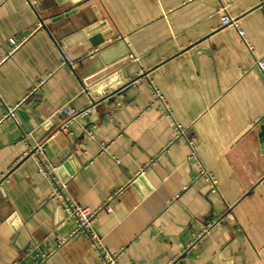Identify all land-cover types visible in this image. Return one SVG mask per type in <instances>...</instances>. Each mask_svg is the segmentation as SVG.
Here are the masks:
<instances>
[{
	"label": "crops",
	"instance_id": "1",
	"mask_svg": "<svg viewBox=\"0 0 264 264\" xmlns=\"http://www.w3.org/2000/svg\"><path fill=\"white\" fill-rule=\"evenodd\" d=\"M31 1L0 0V120L18 106L0 122V264H102L67 246L43 162L68 202L110 203L94 229L117 264H264V0ZM63 106L82 115L63 126Z\"/></svg>",
	"mask_w": 264,
	"mask_h": 264
},
{
	"label": "built area",
	"instance_id": "2",
	"mask_svg": "<svg viewBox=\"0 0 264 264\" xmlns=\"http://www.w3.org/2000/svg\"><path fill=\"white\" fill-rule=\"evenodd\" d=\"M31 4L32 1L29 0ZM222 15L220 18L221 25L224 27H231L236 30L237 34L239 36H243V31L240 30L238 25V20L232 18L227 12L226 8H222ZM38 27H42V24H39ZM10 44L12 45V52L15 51L19 46L20 42H16L12 39L10 40ZM93 55V54H92ZM91 55V56H92ZM257 66L260 70H264V62L259 61L257 62ZM18 106H14L12 108H7L6 114L3 116V118L0 120V122L3 119H14V112ZM55 114H61L64 115L66 120L63 124V126H66L69 122H71L74 118L81 116L82 114L75 113L70 107L63 106L59 109H57ZM63 126L61 130L63 131ZM191 146V143H189ZM192 150V147H191ZM33 155H37L38 157L43 154V145H40L38 147H35L31 150ZM30 152V153H31ZM193 152V150H192ZM193 157V153L190 155V158ZM42 163V162H41ZM39 176H47L51 179L52 184L54 186L53 193L51 196V199L57 201L63 211L67 214L68 219L72 223V230L68 235V240H75L79 238H86L89 244V247L91 250H93L101 259L102 264H117L119 254H110L108 251H106L102 245L101 238L96 233L94 226L96 223L97 215L101 211L110 212L112 210L110 203L106 202L103 206H101L98 210H88L86 208L81 207L80 205L72 202H68L64 194L62 193V189L65 187L62 184L57 183L54 177V169L50 168L48 165H46L44 162L40 165V168L38 170ZM212 188L213 190L216 189V186L213 182ZM213 226H208L201 234L197 235L194 242L190 244V247L195 246L198 244L201 239L211 230ZM49 257V255H42L40 263L37 264H44L46 259ZM12 264H20L19 262H13Z\"/></svg>",
	"mask_w": 264,
	"mask_h": 264
},
{
	"label": "water",
	"instance_id": "3",
	"mask_svg": "<svg viewBox=\"0 0 264 264\" xmlns=\"http://www.w3.org/2000/svg\"><path fill=\"white\" fill-rule=\"evenodd\" d=\"M61 6V4H59V2L57 0H36V4H35V8L41 12L42 14H46V13H50V12H53L55 11L56 9H58V7ZM41 8H43V10H41ZM58 15V14H57ZM80 14H77V13H74L72 15H68L66 17H63V18H59L58 20H56L55 22H53L51 25L48 26V29L51 31V32H55V30L61 26L62 24L66 23L65 21H67V19H69V17H79ZM54 36L59 39V36L58 34H54ZM123 43H119L118 44V48H121L123 49ZM98 46V43H95L94 41L90 42V43H87L86 44V47L85 49L83 50L84 53H88V51L92 48H96ZM110 50H113V48H106L104 50H101L99 52H97V59H104V56L110 51ZM124 52H126L124 50ZM66 55L68 56V52L65 51ZM127 53V52H126ZM126 55V54H125ZM69 57V56H68ZM83 65H87L88 64V67L86 68V70H84L82 73H81V76H88L90 74V71H89V66L91 64V62L89 61V59H84L83 62H82ZM124 65V61L121 60L118 64H114L112 66H109L108 68L102 70L101 72L95 74L92 76V80H93V84L94 83H97L99 81H101L103 78L107 77L109 74L115 72L116 70L120 69L122 66ZM116 69V70H114ZM91 75V74H90ZM91 83V84H92ZM89 84V83H88ZM116 91V90H115ZM115 91H112V93H115ZM261 130V136L263 137L264 139V126H262L260 128ZM72 244V241L69 240L68 241V244L67 246H70ZM65 246H63L64 248Z\"/></svg>",
	"mask_w": 264,
	"mask_h": 264
}]
</instances>
